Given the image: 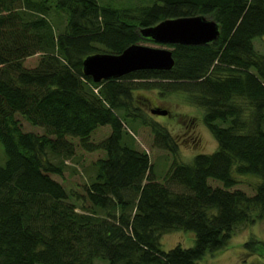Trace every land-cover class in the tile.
I'll use <instances>...</instances> for the list:
<instances>
[{
  "label": "trees",
  "instance_id": "16d2710c",
  "mask_svg": "<svg viewBox=\"0 0 264 264\" xmlns=\"http://www.w3.org/2000/svg\"><path fill=\"white\" fill-rule=\"evenodd\" d=\"M192 14L215 20L218 35L166 44L171 68L99 81L83 73L87 54L152 41L140 27ZM262 33L264 0H0V264H198L238 224L264 217V52L252 43ZM140 87L186 93L216 147L175 159L170 131L141 120ZM125 119L147 125L151 144L174 157L161 175ZM85 153L95 156L77 208L52 174ZM234 173L256 176L252 191ZM172 229L190 230L192 245L161 249L159 235ZM242 247L264 255L253 236Z\"/></svg>",
  "mask_w": 264,
  "mask_h": 264
},
{
  "label": "rangeland",
  "instance_id": "374dc122",
  "mask_svg": "<svg viewBox=\"0 0 264 264\" xmlns=\"http://www.w3.org/2000/svg\"><path fill=\"white\" fill-rule=\"evenodd\" d=\"M99 4L122 7L134 4L147 3L150 0H97ZM140 43L167 47L166 44L158 43L154 40H140ZM253 47L258 52H264V33L252 38ZM35 55L26 58L27 63L35 60ZM136 106L141 109V120L147 122L157 121L170 133L177 142L175 159L188 161L196 152H210L216 147V141L202 120L203 108L191 102L186 93L181 91H171L159 94L154 88H136L132 92ZM159 106L167 110L164 114H156L149 111L150 107ZM24 129L41 132L39 127L33 126L17 115ZM126 126L131 129L136 138L137 144L148 151L152 161L154 173L159 176L166 168L169 159L174 157L165 149L151 144V133L145 124L136 122L134 125L130 120L125 119ZM105 133L103 129H98L97 134ZM175 155V154H174ZM84 163L78 157L65 160V166L61 175L52 174L62 183L64 188L70 192L68 199L76 204L77 208L86 200L83 196V185L89 180L92 169L89 167V159L94 158V154L85 153ZM3 148L0 143V162L3 161ZM237 184L246 191H252L256 176L250 173H234ZM253 236L264 241V217L256 219L250 223H240L236 226L224 245L213 251L205 253L197 260L198 264H264V255L259 256L253 251L242 247V242ZM193 233L190 230L172 229L159 235V247L168 249L174 244L190 246L193 243ZM95 264H105L96 258Z\"/></svg>",
  "mask_w": 264,
  "mask_h": 264
},
{
  "label": "water",
  "instance_id": "95a60500",
  "mask_svg": "<svg viewBox=\"0 0 264 264\" xmlns=\"http://www.w3.org/2000/svg\"><path fill=\"white\" fill-rule=\"evenodd\" d=\"M139 34L161 44H203L218 35V24L203 14L166 17L139 28ZM173 65L170 48L130 43L117 53L94 52L81 61L82 71L92 80L118 77L136 69H169ZM156 107V108H155ZM150 107V112L164 114L166 109Z\"/></svg>",
  "mask_w": 264,
  "mask_h": 264
},
{
  "label": "flooded vegetation",
  "instance_id": "af4514ba",
  "mask_svg": "<svg viewBox=\"0 0 264 264\" xmlns=\"http://www.w3.org/2000/svg\"><path fill=\"white\" fill-rule=\"evenodd\" d=\"M155 107V106H154ZM159 107V106H158Z\"/></svg>",
  "mask_w": 264,
  "mask_h": 264
}]
</instances>
